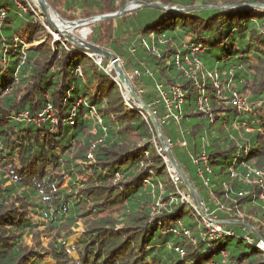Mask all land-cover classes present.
Returning <instances> with one entry per match:
<instances>
[{
  "label": "trees",
  "instance_id": "1",
  "mask_svg": "<svg viewBox=\"0 0 264 264\" xmlns=\"http://www.w3.org/2000/svg\"><path fill=\"white\" fill-rule=\"evenodd\" d=\"M46 1L73 20L131 0ZM140 1L247 4L142 6L91 24L86 40L117 55L207 213L251 228L224 224L231 234L210 237L181 201L177 190L192 198L170 179L149 115L126 99L108 59L98 65L52 36L36 6L0 0V264H264V207L240 180L248 168L264 170V7L255 6L264 0ZM157 84L181 90L177 119L165 118ZM225 87L245 107L217 100ZM202 96L213 122L198 108ZM201 154L205 164L194 161ZM158 200L164 206L154 213Z\"/></svg>",
  "mask_w": 264,
  "mask_h": 264
},
{
  "label": "water",
  "instance_id": "2",
  "mask_svg": "<svg viewBox=\"0 0 264 264\" xmlns=\"http://www.w3.org/2000/svg\"><path fill=\"white\" fill-rule=\"evenodd\" d=\"M35 5L39 10V13L42 15V17L45 19L46 24L48 27L52 29V31L58 35H60L63 39L67 40L71 44L75 45L77 48L86 51L88 53H91L95 56L99 57H106L110 64L112 65V69L116 73L117 80L125 87V89L129 92L130 96L138 102L140 105L139 107L142 108L150 117V120L153 124L154 131L157 135V138L159 140L160 146L163 149L167 159L169 160L170 164L175 168L176 172L181 176L182 181L186 188L188 189V192L193 200V202L197 205V207L200 210V213L202 216L207 217L205 213V209L203 206V202L201 200V197L197 191V189L194 187L193 183L187 176V174L182 170L180 165L176 162L171 148L167 142V139L165 138L163 131L160 127V124L152 111L150 110L149 106L142 100V98L136 94L135 89L133 88L129 77L122 69V66L119 63V58L117 55L105 48H102L100 46H97L91 42H88L85 40V36L83 35L81 38L73 36L71 33L73 29H76L82 25H89L93 24L102 20L112 19L117 16H120L122 14L128 13L131 10H134L136 8L142 7V6H150L155 8L164 9L167 11H174V12H187L192 11L195 9L203 8V7H211V8H229V7H241L246 6L247 4H236V5H222V6H204V5H192V6H172V5H162L160 3L152 2H143L140 0H131L127 2L120 10L108 13V14H102L98 16H91L88 18H81L74 21H65L62 20L59 15L54 11V9L49 5V3L46 0H35ZM258 7L263 8L264 5H255ZM65 27V28H64ZM110 68V70H112ZM216 223L221 224H243L249 228H251L250 225L245 224L241 221H235V220H214ZM256 232V231H255ZM262 245L264 246V241L260 239Z\"/></svg>",
  "mask_w": 264,
  "mask_h": 264
},
{
  "label": "built area",
  "instance_id": "3",
  "mask_svg": "<svg viewBox=\"0 0 264 264\" xmlns=\"http://www.w3.org/2000/svg\"><path fill=\"white\" fill-rule=\"evenodd\" d=\"M27 5L29 6H36L35 4H31L28 0H25ZM18 7H21L23 9H25L20 3H17ZM38 9V8H37ZM39 11V10H38ZM4 16V12H1L0 17L2 18ZM48 26H45V28H47ZM56 37V36H54ZM196 51H198V48H193L192 49V53L194 54ZM92 54H89V56H91ZM95 56V55H94ZM175 59L178 62L179 60V55L176 54L175 55ZM94 61L99 65L100 64V60L98 59L97 56H95ZM195 61V60H194ZM194 69H199V66L197 64V62L195 61L194 64L192 65V69L191 72L194 73ZM208 77H211V75L209 73H202V80L207 79ZM156 90L158 91V93L160 94V96L163 99V102L165 104V107L167 109V114L165 115V118H170L173 117L175 119H177V117L174 115V111L179 107V105L182 102V93L181 90L176 87V86H170L168 87V89L164 90L162 88V86L160 84H157L156 86ZM228 93L229 95H224L223 92ZM217 96V100H222V99H226V101L228 103L231 104V106H233L234 108L237 109H241L243 107H245V99L242 97V95H240L238 92L231 90L229 87H225L224 89H219L216 93ZM129 99V98H126ZM132 101V100H130ZM133 102V101H132ZM135 103V102H133ZM198 108L205 112V113H209V100L206 96H202L201 99L198 101ZM175 110H173V109ZM47 110H51V107L48 105L47 106ZM27 114L25 113L24 116H26ZM43 112L38 114V117L40 120H43ZM51 117V115H48L47 118ZM208 119L210 122H213V117L211 116V114H208ZM97 122L100 123V119H97ZM186 145L185 141L183 139L180 140V146L184 147ZM171 146V144H170ZM161 147V146H160ZM161 151H163V149L161 148ZM164 153V151H163ZM163 159L164 162L167 166V171L169 174L170 179L173 181L174 184L181 182L182 178L181 176L176 172L175 168L170 164L169 160L167 159L165 153L163 155ZM208 157L205 156V154H201L198 155L194 158L195 162H203V164H205V162L207 161ZM231 176H235L234 173H231ZM240 180L247 184V185H251L255 187V190L257 191V199L258 201L261 203V205L264 207V170L262 169H258V168H248L246 170V172L240 176ZM177 192L180 195L181 201L184 203H189L194 212L198 215L201 216L202 218V222L204 224V226L207 228L208 234L210 237H214L215 233H220V232H226L227 234H231L228 231L224 230V224L221 223H216L215 217L213 215V213H207V210L205 209V213L207 217H204L201 215L199 208L197 207V205L193 202L192 199H190V197L185 194L184 192L177 190ZM239 195H244V192L241 191L239 192ZM164 206L163 202H160L159 200L155 203V207L152 208V211L155 213L159 212V209H161ZM263 250H264V246L262 245L261 242H259L258 244ZM215 264V263H212Z\"/></svg>",
  "mask_w": 264,
  "mask_h": 264
},
{
  "label": "rangeland",
  "instance_id": "4",
  "mask_svg": "<svg viewBox=\"0 0 264 264\" xmlns=\"http://www.w3.org/2000/svg\"><path fill=\"white\" fill-rule=\"evenodd\" d=\"M31 4H35V0H28ZM55 11V10H54ZM56 12V11H55ZM57 13V12H56ZM58 14V13H57ZM59 15V14H58ZM59 17L62 19V20H65V21H74V20H78V19H81V18H77V19H73V20H66V19H64V18H62L60 15H59ZM90 25L91 24H89V25H82V26H80V27H78V28H76V29H73L72 30V34H73V36H75V37H78V38H81L83 35L85 36V40H86V37H87V35L89 34V32H90ZM47 29V31L52 35V36H56V38L57 37H59L60 35H58V34H56V33H54L49 27H47L46 28ZM98 57V59L99 60H101V57H99V56H97ZM119 63H120V65H121V62L119 61ZM110 68L112 69V65L110 64V61L108 60V62H107V67H106V71H109V72H111V71H113V72H115L113 69L112 70H110ZM116 74V73H115ZM116 79H117V77H116ZM123 88H124V96L126 97V98H129L130 100H132L133 102H135V104L137 105V106H140L139 104H138V102L137 101H135L131 96H130V94H129V92L125 89V87L123 86ZM136 94H137V92H136ZM139 95V94H138ZM140 96V95H139ZM167 142H168V144H169V146H170V143H169V141L167 140ZM180 143V142H179ZM170 148H171V146H170ZM75 231V233L76 234H78L79 233V230L78 229H75L74 230ZM73 239H74V236H73ZM73 239H72V242H73ZM244 243H245V241H244ZM44 260H46L43 264H48V262H50L49 260H47V259H44ZM81 262V261H80ZM81 263H84V264H88V262H81Z\"/></svg>",
  "mask_w": 264,
  "mask_h": 264
},
{
  "label": "bare ground",
  "instance_id": "5",
  "mask_svg": "<svg viewBox=\"0 0 264 264\" xmlns=\"http://www.w3.org/2000/svg\"><path fill=\"white\" fill-rule=\"evenodd\" d=\"M65 28V27H64Z\"/></svg>",
  "mask_w": 264,
  "mask_h": 264
}]
</instances>
